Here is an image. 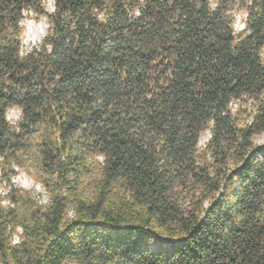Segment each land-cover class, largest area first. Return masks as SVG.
Wrapping results in <instances>:
<instances>
[{"label": "trees", "instance_id": "obj_1", "mask_svg": "<svg viewBox=\"0 0 264 264\" xmlns=\"http://www.w3.org/2000/svg\"><path fill=\"white\" fill-rule=\"evenodd\" d=\"M0 264H264V0H0Z\"/></svg>", "mask_w": 264, "mask_h": 264}, {"label": "rangeland", "instance_id": "obj_2", "mask_svg": "<svg viewBox=\"0 0 264 264\" xmlns=\"http://www.w3.org/2000/svg\"><path fill=\"white\" fill-rule=\"evenodd\" d=\"M49 7H50V4H49ZM28 24L31 25V28H32L34 33H41L42 32V33H44V35L46 34L47 25H46L44 20H41L39 22L29 21V22H27L26 27ZM44 35H43V37H44ZM41 40L39 41V43L41 42ZM18 116H19V113L15 114V115H13L11 112L9 113V118L11 119V121H16L18 119ZM21 175H23V177L30 183V186L24 187L23 184L17 183L16 178H15L14 179L15 187L19 190H23L25 192L30 193V195L35 200L39 201L40 203L47 204L48 203V197H47L46 192L43 189V187L40 184H38L37 182H35V180L29 175V173L27 171L20 170L17 177H19ZM3 192L6 194L7 190H3Z\"/></svg>", "mask_w": 264, "mask_h": 264}, {"label": "clouds", "instance_id": "obj_3", "mask_svg": "<svg viewBox=\"0 0 264 264\" xmlns=\"http://www.w3.org/2000/svg\"><path fill=\"white\" fill-rule=\"evenodd\" d=\"M212 8H215L216 5L213 3L211 5ZM21 24H25L26 22L25 21H20ZM43 35L44 33H34L32 28H31V25L28 24L26 29H25V32L23 33V36H24V40H23V43H24V46L26 48H30L32 46H38L39 44V41L43 38ZM51 48V46H49V49ZM23 52H24V48L21 49V54L23 55ZM11 113L13 115L15 114H18L22 111L21 108H19L18 106L13 108L12 110H10ZM16 181L17 183H20V184H23L24 187H29L30 186V183L23 177V175L19 176V177H16ZM8 203L7 200L4 201V204L6 205Z\"/></svg>", "mask_w": 264, "mask_h": 264}]
</instances>
